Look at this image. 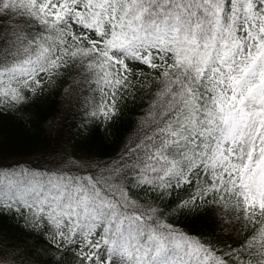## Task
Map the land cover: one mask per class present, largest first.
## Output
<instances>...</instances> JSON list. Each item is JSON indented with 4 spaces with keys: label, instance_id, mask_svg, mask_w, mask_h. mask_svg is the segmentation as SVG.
<instances>
[{
    "label": "snow or ice",
    "instance_id": "snow-or-ice-1",
    "mask_svg": "<svg viewBox=\"0 0 264 264\" xmlns=\"http://www.w3.org/2000/svg\"><path fill=\"white\" fill-rule=\"evenodd\" d=\"M61 93L134 135L0 155V264H264V0H0V126Z\"/></svg>",
    "mask_w": 264,
    "mask_h": 264
},
{
    "label": "trees",
    "instance_id": "trees-1",
    "mask_svg": "<svg viewBox=\"0 0 264 264\" xmlns=\"http://www.w3.org/2000/svg\"><path fill=\"white\" fill-rule=\"evenodd\" d=\"M82 111L81 107L75 106V102L70 110L62 93L60 96L47 97L37 103L30 126H21L15 121L0 126V155L9 160L28 159L43 151L48 145V125L53 118L62 125L64 139L69 141V147H74L77 154L91 152L96 155H111L119 151L125 141L134 135L135 121L139 118L134 114L139 112V108L129 105L123 116L109 126L108 132L103 128L96 130L93 127L87 138H82L77 135L83 119ZM187 227L196 230L200 228L199 225L191 224Z\"/></svg>",
    "mask_w": 264,
    "mask_h": 264
}]
</instances>
